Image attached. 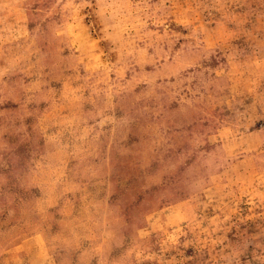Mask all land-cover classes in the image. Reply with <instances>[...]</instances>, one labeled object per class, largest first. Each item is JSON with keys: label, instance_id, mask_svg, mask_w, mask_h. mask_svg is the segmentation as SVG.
<instances>
[{"label": "rangeland", "instance_id": "obj_1", "mask_svg": "<svg viewBox=\"0 0 264 264\" xmlns=\"http://www.w3.org/2000/svg\"><path fill=\"white\" fill-rule=\"evenodd\" d=\"M0 264H264V0H0Z\"/></svg>", "mask_w": 264, "mask_h": 264}]
</instances>
